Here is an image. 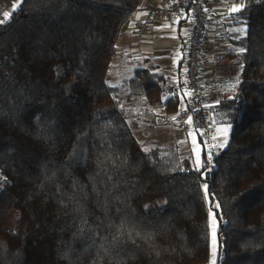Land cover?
Masks as SVG:
<instances>
[{"label": "trees", "instance_id": "1", "mask_svg": "<svg viewBox=\"0 0 264 264\" xmlns=\"http://www.w3.org/2000/svg\"><path fill=\"white\" fill-rule=\"evenodd\" d=\"M143 1L19 0L0 24V264H207L211 208L218 264H264V0L236 14L210 82L229 139L200 166L144 142L182 85L117 53Z\"/></svg>", "mask_w": 264, "mask_h": 264}, {"label": "crops", "instance_id": "2", "mask_svg": "<svg viewBox=\"0 0 264 264\" xmlns=\"http://www.w3.org/2000/svg\"><path fill=\"white\" fill-rule=\"evenodd\" d=\"M171 1L144 0L127 22L117 53L122 54L126 49L135 54L150 55L154 69H161L170 75L177 85H182L179 98L180 110L187 105L189 99L185 74L186 51L192 26L191 18L187 13L177 12L167 20L154 21L146 31H141L139 26L141 20L148 18L151 8ZM243 1L211 0L208 3V25L202 53L204 59L202 91L210 110L217 103L215 95L218 91L210 84L212 77L218 74L220 65L229 62L230 54L233 52V39L245 31L244 24L240 23L236 16L238 11H232L233 7L242 5ZM18 3V0H0V24L10 17H5L3 14L5 12L11 14ZM176 113L167 115L166 120L158 128L139 132L144 134V142L156 140L167 144L174 150L182 152L183 155L191 156L195 165L200 166L205 146L197 131L183 130L178 127ZM213 120L215 121L214 144L225 147L228 143L230 127L221 123L215 113H213Z\"/></svg>", "mask_w": 264, "mask_h": 264}, {"label": "built area", "instance_id": "3", "mask_svg": "<svg viewBox=\"0 0 264 264\" xmlns=\"http://www.w3.org/2000/svg\"><path fill=\"white\" fill-rule=\"evenodd\" d=\"M211 0H172L171 2L151 8L147 19L139 22L140 30L147 28L158 20H167L174 13H187L192 22L188 47L186 51V90L189 92L188 103L176 113V121L183 130L198 132L202 143L210 150V156L215 158L222 153L223 148L217 147L213 140L212 112L207 105V100L201 92V61L203 44L208 25V3ZM213 167H211L212 169Z\"/></svg>", "mask_w": 264, "mask_h": 264}, {"label": "rangeland", "instance_id": "4", "mask_svg": "<svg viewBox=\"0 0 264 264\" xmlns=\"http://www.w3.org/2000/svg\"><path fill=\"white\" fill-rule=\"evenodd\" d=\"M19 1V0H18ZM117 77L118 73L114 71L113 69L110 70L109 76L114 75ZM207 199L208 195L206 193ZM208 221H209V260L207 264H212L213 256L215 258V264H218L219 260V219L216 216L214 209H209L208 213ZM15 222L14 217L11 218V228H14Z\"/></svg>", "mask_w": 264, "mask_h": 264}, {"label": "snow or ice", "instance_id": "5", "mask_svg": "<svg viewBox=\"0 0 264 264\" xmlns=\"http://www.w3.org/2000/svg\"><path fill=\"white\" fill-rule=\"evenodd\" d=\"M241 7H243V5H240L239 7H233V8H232V11H239ZM3 15H4L5 17H8V16H10V13L5 12ZM240 51H243V49H241ZM205 188H206V186H205ZM217 206H218V205H217ZM212 264H215V258H214V256H213Z\"/></svg>", "mask_w": 264, "mask_h": 264}, {"label": "water", "instance_id": "6", "mask_svg": "<svg viewBox=\"0 0 264 264\" xmlns=\"http://www.w3.org/2000/svg\"><path fill=\"white\" fill-rule=\"evenodd\" d=\"M209 175V171L207 172V176Z\"/></svg>", "mask_w": 264, "mask_h": 264}]
</instances>
